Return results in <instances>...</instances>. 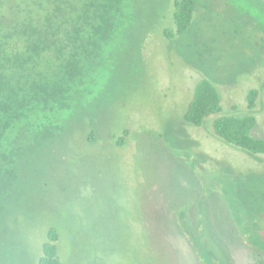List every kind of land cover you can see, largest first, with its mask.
I'll list each match as a JSON object with an SVG mask.
<instances>
[{
    "label": "rangeland",
    "instance_id": "rangeland-1",
    "mask_svg": "<svg viewBox=\"0 0 264 264\" xmlns=\"http://www.w3.org/2000/svg\"><path fill=\"white\" fill-rule=\"evenodd\" d=\"M172 12L173 0H129L65 106L40 118L53 124L15 142L0 264H36L50 228L63 264H264V155L183 118L202 78L224 111H245L255 88L264 138V0H197L191 30L166 38Z\"/></svg>",
    "mask_w": 264,
    "mask_h": 264
},
{
    "label": "trees",
    "instance_id": "trees-1",
    "mask_svg": "<svg viewBox=\"0 0 264 264\" xmlns=\"http://www.w3.org/2000/svg\"><path fill=\"white\" fill-rule=\"evenodd\" d=\"M128 4L129 0H0V171L13 167L10 150L18 139L28 137L36 124L41 128L53 124L40 118L65 106L71 87L85 75V64L124 23ZM196 7L197 0H173V28L163 35L188 33ZM41 63L46 71L36 69ZM53 64L54 69L47 72ZM258 96L259 91L252 88L245 111L238 112L236 106L224 111L221 93L202 78L183 118L195 127L209 123L214 136L231 147L252 156L264 155V138L252 134ZM121 135L124 139L119 144L125 142L128 129L123 128ZM184 214L180 213L183 229L198 248ZM58 240L57 230L50 228L36 264H63Z\"/></svg>",
    "mask_w": 264,
    "mask_h": 264
}]
</instances>
